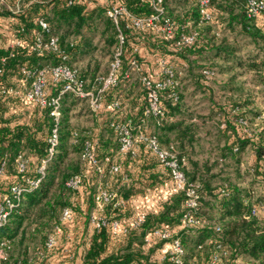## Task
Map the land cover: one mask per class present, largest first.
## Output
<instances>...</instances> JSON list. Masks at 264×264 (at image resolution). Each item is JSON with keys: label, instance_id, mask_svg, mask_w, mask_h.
<instances>
[{"label": "trees", "instance_id": "obj_1", "mask_svg": "<svg viewBox=\"0 0 264 264\" xmlns=\"http://www.w3.org/2000/svg\"><path fill=\"white\" fill-rule=\"evenodd\" d=\"M5 1L16 5L18 9L13 11L0 0V26L3 22L9 23L10 34L14 40H20V44H0V87L14 86L10 83L13 78L22 82L25 90L30 86L32 77H25L23 67L32 70L45 67L49 70L65 62L77 69L86 81V88L98 89L101 86L99 78L108 73L95 76L94 71V78L89 81L79 68L70 63V58L86 50L90 43L85 42L86 34L100 23L104 24V30L113 29L115 32L111 39L113 41L115 38L116 41L114 53L120 45L119 30L125 40L120 79L117 84L105 89L101 107L96 111L91 108L96 115L105 110L104 120L87 130L71 127V109L77 100H88L70 92L62 96L59 143L46 166L44 176L39 172V167L48 156L49 138L55 125L50 114L51 107L41 106L21 96L0 94V202L8 198L15 200L12 187H22L19 202L15 200L8 221L0 227V243L6 241L10 245L8 258L0 260V264H31L28 256L15 254L14 243L19 235L21 241L29 228L38 232L41 229L39 219L50 225L44 232L42 249L37 251V258L45 261L48 252L56 249L65 237L70 238L67 222H61L66 207L72 209L71 220L81 224L77 251L83 264H172L170 247L161 258L153 256L156 246L166 242L171 245V238H154L151 242L145 240L146 235L156 227H168L181 237L185 248L183 264H198L196 261L210 264L215 251L221 249L227 251L225 260L231 264H264V115L254 108V95L251 92H245L231 83L243 72H250L256 77V85H262L264 91V12L249 17L244 0H212L213 18L205 21L200 15L197 0H190V8L182 13H175L169 7V1L164 0L166 13L177 23V31L196 33L193 44L178 47L175 40L155 29L137 28L126 15L120 17L118 25L107 15L109 6L121 2L137 16L148 15L153 9L144 0ZM41 19L48 23L50 31L42 28ZM1 31L0 37L9 35ZM39 32L43 34L44 41L51 36H58L59 48L67 55V59L63 60L61 52L57 51L43 50L39 53L34 47ZM240 36L252 40L256 45H262L261 53L248 57L241 55V49L236 46ZM143 52L159 57V76L163 75V65L173 66L179 82L174 89L168 87L161 92L164 114L149 116L148 126L143 127V131L156 135L161 146L172 148L188 179L200 184L198 215L208 222L199 227L182 225V216L186 210L184 193L176 188L169 169L139 137L138 128L133 129L135 153L120 152L119 134L114 124L129 120L134 125L140 124L145 117L147 105V90L139 75L133 73L130 78H125L123 71L129 61L135 58L142 66L143 74L159 77L146 69ZM169 55H174L175 60L169 61ZM218 57L229 65L227 70L234 73L229 82L220 86L236 95L225 103H219L210 85V80L219 72L212 64ZM208 60L209 63H206ZM199 62L203 64L197 72L194 64ZM204 69L214 72L212 78L206 77ZM184 78H190L194 88L189 89ZM46 87L48 91L50 89V95H55L62 83L54 81L49 71ZM172 91H176V95H172ZM189 91L192 95L197 92L207 95L211 101L207 113L195 111L188 104L185 96ZM24 109H27L26 115ZM247 109L260 121L256 123V128H252ZM194 117L196 119L190 121ZM241 119L247 123H242ZM210 124H216L218 128V133L214 134L219 145L218 160L221 164H231L229 170L218 174L219 180L214 179L215 174H209L212 168L201 167L200 162H197L194 148V143L201 139L202 130L208 129ZM87 140L97 143L98 159L106 169L103 184L117 191L125 201L119 206L108 204L103 213L95 200L99 173L81 158ZM189 146L193 148L189 149ZM72 147L79 150L84 164L82 168L68 162L69 149ZM115 154L124 157V164L115 159ZM21 158L26 162L23 170L18 165ZM113 164L120 165L118 171H110ZM245 173L252 177L248 184L245 183ZM75 174H82L83 182L79 188L72 189L66 182ZM107 176L111 180H107ZM38 178H41L38 185L31 183ZM258 185L259 192L256 190ZM160 187L163 193H156ZM154 194L157 195L153 205L142 207L135 203L136 197L138 199ZM139 213L146 214L144 222L125 235H113L109 226L98 228L92 220V216L101 214L110 219H129ZM212 213L215 219H211L209 214ZM57 224H61L62 234L57 245L48 250L46 240ZM217 226H220V230H217ZM43 251L44 257L41 256Z\"/></svg>", "mask_w": 264, "mask_h": 264}, {"label": "built area", "instance_id": "obj_2", "mask_svg": "<svg viewBox=\"0 0 264 264\" xmlns=\"http://www.w3.org/2000/svg\"><path fill=\"white\" fill-rule=\"evenodd\" d=\"M150 3L153 12L148 15L137 16L129 11L124 3L114 4L108 7L107 15L118 25L121 16H128L133 25L137 28H152L161 32L169 39L175 40L178 47L191 45L196 39V33L192 32H178L177 23L175 20L167 15L164 0H144ZM198 8L202 20L209 21L213 18L212 13V0H197ZM246 6V12L249 17H256L264 12V0H244ZM42 28L50 31L49 25L43 19L40 20ZM124 35L119 30V42L120 45L116 49L113 59L110 62L108 74L101 76V86L98 89L86 88V81L82 78L77 69L72 68L65 62H61L55 66H52L49 70L47 68H41L32 70L30 68L23 67L22 73L26 78H31L32 81L28 88L21 89L14 86H2L0 87V94L21 96L29 101L38 103L41 106H50V114L53 116L55 125L52 130V134L49 138L48 156L43 159L39 167V172L45 175L46 166L51 160L56 151V147L59 143V123L62 115L61 99L64 93L70 92L81 99H87L90 107L93 110H98L102 105V94L106 88L115 85L120 79V72L122 68V54ZM20 44V40H14V45ZM12 45V46H14ZM35 49L39 53L43 50L61 52L63 60L67 59V55L63 50L59 48L58 36H51L47 41H44L43 34L38 33L36 36ZM165 64V62H162ZM50 74L54 81L62 83V87L55 95H50L46 87L47 73ZM163 75L159 77H151L142 73V66L137 59H131L128 67L123 71V77L130 78L131 75H139V79L147 90V105L144 110L145 117L140 124L134 125L131 120L128 122H119L114 124L116 131L119 134L120 152L127 153L131 151L135 153V138L133 129H139V137L144 140L147 146L160 158L163 164L169 169L171 177L175 182V186L178 190L184 193L186 210L182 216V225L184 227H199L206 224L207 219L198 215V205L200 199L199 187L197 182L190 181L186 176L182 166L180 164L177 153L172 148H166L161 146L158 138L154 134H149L143 131V127L147 128V118L149 116H162L164 114L163 103L161 99V92L168 88H175L178 85V79L175 76V70L171 65H163ZM2 73V68H0ZM203 73L207 78H212L214 72L209 69H204ZM172 95H176V91H172ZM117 106V103L114 104ZM241 122L246 124L247 121L241 119ZM223 126V125H222ZM81 158L85 161L89 167H94L99 173V184L97 185L95 200L97 202L99 210L103 213L106 206L113 203L114 206L124 204L125 201L119 196L117 191L109 189L103 184L105 175V166L98 159L97 156V143L92 140H87L84 144ZM25 159L19 160V168L23 170L25 168ZM119 164H113L110 171H118ZM41 178L31 181L32 184L38 185ZM83 182L82 174H75L70 177L66 184L72 189H77ZM14 198L17 202L20 200V193L22 187L14 185L12 187ZM15 200L10 198L3 202H0V227L4 225L10 215V211L15 205ZM254 211V210H253ZM111 217V216H110ZM72 209L70 207L64 208L61 215V222L65 223L71 220ZM146 218L145 213H139L132 218L110 219L106 215L92 216L94 224L101 228L102 226H109L113 235L128 234L132 229L139 228ZM217 230H220V226H217ZM62 234L61 224L55 225L53 233L46 240V248L51 250L58 243V238ZM154 238L160 239H172L170 245V258L172 264H183L185 248L182 243L181 237L168 227H156L151 230L145 237L146 242H151ZM10 245L3 241L0 243V260H6L9 256ZM228 255L226 250H217L212 256L210 264H231L225 260ZM41 256H45V252H41Z\"/></svg>", "mask_w": 264, "mask_h": 264}, {"label": "rangeland", "instance_id": "obj_3", "mask_svg": "<svg viewBox=\"0 0 264 264\" xmlns=\"http://www.w3.org/2000/svg\"><path fill=\"white\" fill-rule=\"evenodd\" d=\"M4 2H6L4 0ZM0 31L5 29L7 34H4V38L0 37V44L5 45H14V36L10 34V25L9 23H4L0 26ZM2 32V31H1ZM2 34V33H1ZM115 32L113 29L110 30H104V24L100 23L97 25V27L93 30H91L89 33L85 36V42H90L88 46L86 47L85 51H80L73 55L70 58V63L86 75L88 80L94 78L98 75H106L109 71L110 62L113 57V53L115 50L116 41L115 38L112 41V37H114ZM16 45V44H15ZM236 46L241 49V55L244 56H250L252 54H258L261 53V47L262 45H256L252 40L245 38L243 36L239 37V41L236 42ZM206 63H209V60L206 61ZM203 64L202 62L195 63L194 68L195 71H199L201 69L199 66ZM212 64L217 68L218 74L215 76L214 79H211L210 83L212 85H215L216 88V95L219 103H225L228 102V99H233L235 97V94H232L228 92V90L222 89L220 86L223 85L225 82H229L231 76L234 74L233 71L227 70L228 64L225 63L220 57L214 59ZM224 69V71H223ZM226 70V71H225ZM95 72L93 75L92 73ZM236 71V70H235ZM234 71V72H235ZM255 75L250 72H243L240 74L239 77L236 78L234 82H231L235 86L242 88L245 90V92H251L254 95V108H256L257 112H260L261 115H264V91L262 92L263 86L262 85H256L254 82ZM10 83L12 85L17 86L19 85L21 89H24L25 85H23L22 82H18L17 80L11 78ZM25 84V83H24ZM220 89V91H218ZM50 92V89L49 91ZM185 99L188 101V104L192 106L195 111H205L208 104L209 98L207 95H204L203 92H197L196 95H192V92H187ZM23 108H26L25 105H22ZM250 109H247V115L250 118L252 128H256L257 124L260 121L255 119V116H252L249 112ZM252 110V109H251ZM25 115L27 113V109H24ZM254 112V111H253ZM197 116H200V113L196 114ZM251 115V117H250ZM106 111L103 110L102 112H99L97 115L95 112L92 111L88 101L86 100H77V104L71 109L69 113L70 117V125L71 127H77L80 130H87L88 128L94 127L98 121L104 120L106 117ZM253 118V119H252ZM261 120V119H260ZM209 125L208 129L204 128L201 133V139H200V146L198 149H196V160L197 162H200L201 167L204 166L206 168H212V170L209 172V174H215L214 179L219 180L217 177L218 174H221L222 172H225V170H229L231 167V164L229 163H220L218 160V141L216 140V137H214L215 133H218L217 125ZM211 130L212 134L210 135L209 132L207 135H204L205 131ZM199 136V137H200ZM212 136V137H211ZM115 159L120 162L121 164H124L123 159L124 157L120 154H115ZM68 162L72 163L73 165H78L80 168L83 167V161L80 159V153L79 150L72 147L69 149V157ZM200 167V168H201ZM228 168V169H227ZM210 170V169H209ZM244 172V170H243ZM245 183L248 184L252 177L245 173ZM249 177V178H248ZM222 178V177H221ZM107 180H111L110 177L107 176ZM256 190L259 192L260 186H256ZM163 193V191L160 189L156 193ZM157 195V194H156ZM154 195H148L145 197H136L135 203L137 202V205H141L142 207L153 205L156 196ZM142 203V204H141ZM153 207V206H151ZM205 213V211L203 210ZM35 215L39 213L34 212ZM212 216L211 219H215L214 214H209ZM60 216V214H59ZM40 220V227L41 229L37 231H32V228H29L26 232V234L21 238L20 241V235L15 240V254H23V256H28V261L31 262V264H83V259L81 256L78 255V247L77 244L79 243L80 239V232H81V224L78 223V221L70 220L67 222L66 228L68 229L67 233L70 236V238H64V240L61 241V243L57 246L56 249L52 250L51 252L47 253L46 260L41 261L37 258L38 250L42 249V245L44 243L45 234L49 228L50 225H47L48 223L44 224L45 220ZM224 223V222H223ZM25 250V251H24ZM195 263L201 264L200 261H196Z\"/></svg>", "mask_w": 264, "mask_h": 264}, {"label": "crops", "instance_id": "obj_4", "mask_svg": "<svg viewBox=\"0 0 264 264\" xmlns=\"http://www.w3.org/2000/svg\"><path fill=\"white\" fill-rule=\"evenodd\" d=\"M3 2V4H5V6L9 9H12L13 11L17 10L18 7H15L16 5H12L10 3H8L7 1L4 2L3 0H1ZM168 4H169V7L173 8L174 12H184V11H187V9H189L190 7V0H168ZM191 23V21H189V24ZM2 31H5V29H3ZM143 51V48L141 49ZM144 53V52H143ZM144 56H145V66H146V69L153 75L155 76H159L160 75V71H161V68L160 66H158V63H159V57L154 55V54H150L149 52L148 53H144ZM168 60L169 61H173L175 60V57L174 55H169L168 57ZM188 75V74H187ZM184 83L187 84L188 88L189 89H192L194 88L193 86V83H192V80L189 78L188 80H186L184 78ZM211 87L213 88V91H217L216 88H215V85H212L210 83ZM132 86V85H131ZM218 91H220V89H218ZM210 102L211 101H208V104H207V107L205 108L206 109V112L207 113L210 109ZM196 117H194L193 119H190V121L192 120H195ZM207 121H209L207 119ZM201 122V121H200ZM209 123V122H207ZM203 124V122H202ZM171 135H174L173 133H171ZM204 135H207V131L204 132ZM212 137V136H211ZM200 142V141H199ZM198 143H194V148L195 149H198V147L200 146V144ZM189 149H192L193 147L189 146L188 147ZM168 247H170V243L169 242H166L165 244H162L161 246H156V249L154 250V254L153 256H160V258L163 256L164 252L168 249ZM154 248V246H153Z\"/></svg>", "mask_w": 264, "mask_h": 264}]
</instances>
